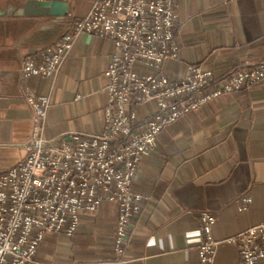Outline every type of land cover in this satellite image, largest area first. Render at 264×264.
Listing matches in <instances>:
<instances>
[{
  "label": "crops",
  "instance_id": "crops-1",
  "mask_svg": "<svg viewBox=\"0 0 264 264\" xmlns=\"http://www.w3.org/2000/svg\"><path fill=\"white\" fill-rule=\"evenodd\" d=\"M1 1L7 10L10 0ZM38 1L16 0L17 11L0 17V174L28 155L22 147L34 130L28 92L51 98L46 139L97 134L106 126L111 40L80 36L55 78L24 79L21 73L27 58L41 61L39 51L57 44L96 0H67L64 17L52 16ZM179 4L180 60L165 67L171 82L183 80L188 65L223 77L264 58V0ZM157 112V104L149 103L138 109L139 119L145 122ZM133 185L145 201L133 221L125 264H200L204 213L216 218L215 264H242L238 245L228 240L264 221V87L224 94L165 127ZM118 217V204L105 203L82 216L74 236L47 234L33 264H118Z\"/></svg>",
  "mask_w": 264,
  "mask_h": 264
},
{
  "label": "built area",
  "instance_id": "built-area-1",
  "mask_svg": "<svg viewBox=\"0 0 264 264\" xmlns=\"http://www.w3.org/2000/svg\"><path fill=\"white\" fill-rule=\"evenodd\" d=\"M180 24L179 0H96L57 44L39 51L41 61L25 60L24 79L55 78L80 36L114 44L105 72L106 126L100 133L46 139L51 98L25 95L34 130L22 146L27 157L0 174V264H33L47 234L74 236L82 216L97 213L105 203L119 206L114 248L118 264H125L133 221L145 201L133 182L143 160L155 152L160 132L224 94L264 87V58L223 77L188 65L184 79L171 82L165 67L180 60ZM149 103L157 104L158 112L141 122L138 109ZM201 222L199 261L215 264L216 218L204 213ZM228 242L238 245L242 264H264V221Z\"/></svg>",
  "mask_w": 264,
  "mask_h": 264
},
{
  "label": "water",
  "instance_id": "water-1",
  "mask_svg": "<svg viewBox=\"0 0 264 264\" xmlns=\"http://www.w3.org/2000/svg\"><path fill=\"white\" fill-rule=\"evenodd\" d=\"M16 0H10L7 10L3 9L2 1L0 0V17L12 16L17 11L15 5ZM39 6L47 9L52 16L64 17L69 12V4L67 0H39Z\"/></svg>",
  "mask_w": 264,
  "mask_h": 264
}]
</instances>
